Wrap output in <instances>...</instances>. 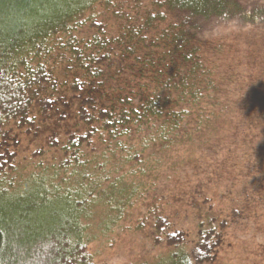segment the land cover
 Listing matches in <instances>:
<instances>
[{
    "label": "trees",
    "instance_id": "obj_1",
    "mask_svg": "<svg viewBox=\"0 0 264 264\" xmlns=\"http://www.w3.org/2000/svg\"><path fill=\"white\" fill-rule=\"evenodd\" d=\"M255 5L0 0V264H97V230L110 229L130 198L126 176L97 172L86 149L142 161L189 143L212 156L231 122L264 118V86L237 88L217 29L263 25L264 4ZM25 133L46 139L35 157L61 154L21 185L3 175L16 169ZM59 190L69 206L50 216ZM150 215L166 253L141 264H214L228 238L227 215L210 211L194 230L163 209Z\"/></svg>",
    "mask_w": 264,
    "mask_h": 264
},
{
    "label": "rangeland",
    "instance_id": "obj_2",
    "mask_svg": "<svg viewBox=\"0 0 264 264\" xmlns=\"http://www.w3.org/2000/svg\"><path fill=\"white\" fill-rule=\"evenodd\" d=\"M239 1L252 8L264 4V0ZM217 29L226 57L224 70L237 73V88L264 86V23ZM258 116L254 125L252 120L231 122L223 150L212 156L203 155L189 143L146 151L142 161L134 158V152L115 147L105 150L99 145L95 152L86 149L89 158L103 166L97 172L126 176L130 198L125 214L117 216L110 229L97 230L91 243L96 263L141 264L166 253L155 244L152 224L147 221L152 210L163 209L179 227L191 230L210 211L229 216L228 238L214 264H264V118ZM45 141L42 133L21 135L16 169L3 176L25 185L32 175L53 169L60 152L33 155ZM249 155L255 157V163L248 162ZM231 156L234 165L228 160ZM59 191L50 216L69 206L65 191Z\"/></svg>",
    "mask_w": 264,
    "mask_h": 264
}]
</instances>
